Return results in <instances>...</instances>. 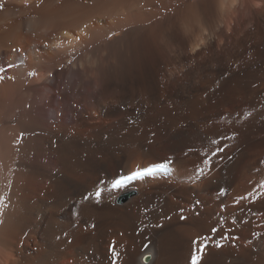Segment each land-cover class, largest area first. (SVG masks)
<instances>
[{
  "label": "bare ground",
  "instance_id": "6f19581e",
  "mask_svg": "<svg viewBox=\"0 0 264 264\" xmlns=\"http://www.w3.org/2000/svg\"><path fill=\"white\" fill-rule=\"evenodd\" d=\"M0 5V264H264V0Z\"/></svg>",
  "mask_w": 264,
  "mask_h": 264
},
{
  "label": "snow or ice",
  "instance_id": "6c2138e0",
  "mask_svg": "<svg viewBox=\"0 0 264 264\" xmlns=\"http://www.w3.org/2000/svg\"><path fill=\"white\" fill-rule=\"evenodd\" d=\"M0 7H2V5H0ZM13 51H16V49H13ZM71 63H72V61L69 60V64H71ZM10 70H11L10 65L0 67V80H3L5 78V74ZM27 75L30 77H35V76H37V73L34 71H29L27 73ZM51 75H52V73L50 72L49 76H51ZM8 79H15V77H8ZM152 136L155 137L154 132L152 133ZM220 136L223 137V139H225V140H235L237 133L232 132L231 135L222 134ZM23 139H24V133L21 132L19 135V141H22ZM211 143L213 145H216L217 148L215 151H211L210 154H206L205 157L202 158V163L204 165L203 167L197 166L195 168V176H196V180L198 182L202 181L205 178H210L212 176L213 170H214L213 160L218 158L222 151H225V149L223 147L219 146L220 145L219 140H213V141H211ZM190 153H191V149H189V151L186 155H189ZM170 167H172V163L170 161L161 162L159 164V166H157L155 163L148 165V166H144V167L140 168L139 170L134 171L130 175H126V176H123L122 178L115 179L113 184H112V187L115 189H119L129 181H133V180L141 179L143 177L154 175L157 171H167L168 168H170ZM259 188L264 189V183H260ZM255 192H256V189H253V191L248 192L246 195L239 196V198L235 199L233 201V203L236 205H241V203L243 201H249L250 203H255L257 200H260V198L262 196H264V193H259L258 195H254ZM85 195H86L88 200H91L93 198V193H92V195H87V194H85ZM219 195L220 196H226L227 195V189L221 188L219 191ZM94 196H95L96 200L99 202V200L101 199V196H102V192L100 191L99 188H97L95 190ZM2 206H3V198L0 197V207H2ZM224 209H225V206L222 202V207H221V214L222 215H223ZM251 210L252 209L249 208V211H251ZM256 210L264 213V207L258 208ZM181 219H186V218L182 216ZM86 227H87V225H86ZM92 227L95 228V224H93ZM210 232L211 233H220L221 238H224L222 235V229H218V228L213 227L210 229ZM256 235H257V233H253L254 237ZM204 239H207V237H204ZM192 245H193V250H192V254H191L190 264H201L202 255H203L205 249L208 248V244H203L200 239H194L192 241ZM216 247H223V245L217 244ZM108 251L111 254L110 264H115V261L119 255L115 251V242L109 243Z\"/></svg>",
  "mask_w": 264,
  "mask_h": 264
}]
</instances>
